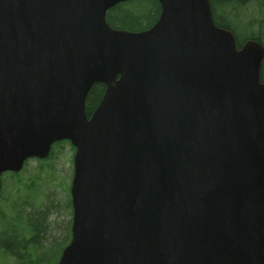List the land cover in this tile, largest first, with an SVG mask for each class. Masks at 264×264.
Listing matches in <instances>:
<instances>
[{
    "label": "water",
    "instance_id": "obj_1",
    "mask_svg": "<svg viewBox=\"0 0 264 264\" xmlns=\"http://www.w3.org/2000/svg\"><path fill=\"white\" fill-rule=\"evenodd\" d=\"M126 1L0 0V189L70 139L58 264H264V45L239 48L210 0H158L151 27L114 28Z\"/></svg>",
    "mask_w": 264,
    "mask_h": 264
},
{
    "label": "rangeland",
    "instance_id": "obj_2",
    "mask_svg": "<svg viewBox=\"0 0 264 264\" xmlns=\"http://www.w3.org/2000/svg\"><path fill=\"white\" fill-rule=\"evenodd\" d=\"M142 13H147L146 7L143 8ZM153 14L151 19L155 18V12ZM244 15V11L238 9L236 15L229 18L232 22L238 24L237 33L241 41L248 36V31L245 28L247 17ZM73 154L74 151L71 144L64 142L55 146L54 152L48 161L31 159L27 162L23 169V180L30 184H36L35 188L38 185V189L35 191L37 193L36 197L32 196L35 195L32 189L21 190L16 192L14 196H11V192L19 190V185H15L12 182L11 186L9 182L12 179L7 174H3L2 176L7 185H5L4 195L0 198V211H3L9 219L11 218L13 226L14 224L20 225L15 228L11 225V227L8 226L11 230L15 229L17 231L23 226L29 230V234L25 232L24 240L26 239L27 244L34 245L35 247V255L33 253L30 258L32 263L55 264L65 244L59 245L54 242L61 243L69 230L71 208L68 209L67 202L69 200L68 187L73 173ZM14 200L15 202L12 205L11 202ZM53 205L58 206V208L55 210V213H51L48 216V220L52 223L45 221L44 225L42 224L37 228L41 220L37 221L38 215L35 216L34 211L44 213L45 207ZM6 237L4 236V238ZM34 237L37 238L33 239ZM31 245H27L26 251L28 253L31 252ZM44 248L43 252L40 251ZM37 251L41 253V256L36 253Z\"/></svg>",
    "mask_w": 264,
    "mask_h": 264
},
{
    "label": "trees",
    "instance_id": "obj_3",
    "mask_svg": "<svg viewBox=\"0 0 264 264\" xmlns=\"http://www.w3.org/2000/svg\"><path fill=\"white\" fill-rule=\"evenodd\" d=\"M210 1L217 24L229 28L234 32L237 37L239 47L244 42L238 38L237 29L239 28V26L229 19L230 17H233V15H236L238 9L244 11V16L247 17L245 28L248 31V36L245 39L252 38L264 43V0ZM145 7L147 10L146 14L142 13L143 8ZM160 10L161 6L158 0H132L117 4L116 6L111 8L108 12L107 19L113 27L131 31H138L152 26L158 19ZM154 12L155 18L151 19L154 15ZM261 79L264 80V61L262 64ZM105 90L106 86L103 83H95L92 86L86 99V111L88 115H91L100 104ZM57 208L58 207H56L55 209H51V211L49 212V208L45 207L44 213H37V211H34L35 216L38 215L37 221L41 220L40 223H38L37 228H39L45 221L52 223L50 222V220H48V216L51 213H55V210ZM10 231L11 233H13V235H16L12 230ZM36 236H38V234H36ZM35 238L37 237H34L33 239ZM54 243L61 245L63 243V240L61 241V243ZM45 248L40 251L43 252ZM36 253L40 254L41 256V253H39V251H37Z\"/></svg>",
    "mask_w": 264,
    "mask_h": 264
},
{
    "label": "flooded vegetation",
    "instance_id": "obj_4",
    "mask_svg": "<svg viewBox=\"0 0 264 264\" xmlns=\"http://www.w3.org/2000/svg\"><path fill=\"white\" fill-rule=\"evenodd\" d=\"M9 231H0V264H4V261L10 257L14 259L18 254L24 253L28 245L27 240H24L25 228L14 231V234L17 233L16 235ZM4 236L7 237L4 238Z\"/></svg>",
    "mask_w": 264,
    "mask_h": 264
},
{
    "label": "bare ground",
    "instance_id": "obj_5",
    "mask_svg": "<svg viewBox=\"0 0 264 264\" xmlns=\"http://www.w3.org/2000/svg\"><path fill=\"white\" fill-rule=\"evenodd\" d=\"M212 11H213V9H212ZM91 116H92V114L90 115V117ZM64 141H65L64 139L57 140V145L64 143ZM0 193H1V190H0ZM10 236H12V235L10 234ZM30 258L31 257L29 255V253L27 251H25L22 254H18L16 256V258H14V259H13V257L12 258L10 257V258L6 259L4 261V264H32V262L30 261Z\"/></svg>",
    "mask_w": 264,
    "mask_h": 264
}]
</instances>
